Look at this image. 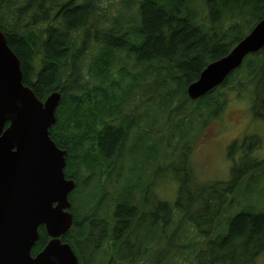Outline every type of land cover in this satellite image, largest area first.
<instances>
[{
	"label": "trees",
	"instance_id": "16d2710c",
	"mask_svg": "<svg viewBox=\"0 0 264 264\" xmlns=\"http://www.w3.org/2000/svg\"><path fill=\"white\" fill-rule=\"evenodd\" d=\"M53 1L0 0V32L19 60L22 84L39 101L61 95L49 136L65 152V179L76 183L73 224L62 241L79 264H264V206L242 207L236 198L248 172L249 195L261 182L264 159L234 164L228 181L202 185L186 160L181 174L170 155L196 126L190 154L224 109L221 89L235 81L231 89L250 90L252 116L264 122V48L205 96L191 101L186 92L263 18L264 0ZM139 146L164 150L178 183L172 205L148 210L150 232L136 222L147 193L153 195L149 175L142 188L128 180L116 188L118 166ZM257 169L262 174L252 180ZM89 184L99 192H91L88 207L76 194ZM38 232L32 256L49 241L43 226Z\"/></svg>",
	"mask_w": 264,
	"mask_h": 264
},
{
	"label": "water",
	"instance_id": "95a60500",
	"mask_svg": "<svg viewBox=\"0 0 264 264\" xmlns=\"http://www.w3.org/2000/svg\"><path fill=\"white\" fill-rule=\"evenodd\" d=\"M264 48V16L226 56L201 72L187 88L197 100L218 87L244 58ZM61 99L57 92L39 101L22 84L20 63L0 32V264H79L62 237L72 226L65 152L49 136ZM45 228L50 240L31 255Z\"/></svg>",
	"mask_w": 264,
	"mask_h": 264
},
{
	"label": "rangeland",
	"instance_id": "374dc122",
	"mask_svg": "<svg viewBox=\"0 0 264 264\" xmlns=\"http://www.w3.org/2000/svg\"><path fill=\"white\" fill-rule=\"evenodd\" d=\"M53 2L55 4H61L64 0H54ZM250 32L246 36H248ZM37 69H39V67H37ZM235 85H237L236 81L221 89L225 94L224 109L219 116L210 121L209 125L203 129V133L195 140V148L190 154L186 155V152L188 145L193 142L191 138L196 130L195 125L193 132L188 136L187 142L180 145L178 151L170 153L172 162L179 168L181 174L183 173L181 170L183 166L180 165L179 162L186 160L190 171L192 170L191 176L197 184L206 185L226 182L231 177V170L234 164H239L240 162L243 164L249 159L254 161H262L264 159V122L255 120L252 116L250 90L231 89V87ZM172 127L174 130V126ZM131 138L132 136L129 140H131ZM244 138H246V140H243ZM164 143L166 145V139ZM235 143H238L239 146H237L236 149L234 148V151H231V156H229L230 147ZM164 152V150H161V152L153 153L145 151L139 146L137 151H134L132 154H125L123 163L118 166V172L115 176L117 183L116 188H119L120 184L126 185L127 180L128 183H140L145 179V176L149 175L148 178L149 181L152 182L151 190L154 196L147 193L148 197L145 198L146 201L142 202L144 205H142V211L136 218L137 225L140 224L142 230L150 227L153 228L150 224L152 212L148 211L152 208L151 206L158 202L172 205L178 197L177 179L172 172L166 170V165H169L171 162L165 161L162 158V153ZM261 170L262 169H257L256 172L251 175L252 180L258 179L257 175ZM261 174L262 173H260V176ZM246 175L236 196V198H238V203L243 207L249 202L260 201L261 205L264 206V191H262V189H264V176H262L261 182L253 187V193L249 195L248 189L246 188V183L250 176L249 172ZM142 187H144L143 184H141V188ZM139 189L138 187L134 193V203L139 202ZM110 190L109 186L106 187V192ZM94 191L99 192L97 185L89 184L86 189L78 192L76 197L80 203L85 202L89 207L92 200L90 194ZM110 195H112V193ZM163 216H160V221L164 222ZM151 228L148 229L149 232L152 230ZM186 228L189 230L188 227ZM149 232H147V235H149ZM183 236L180 237V241L184 239ZM148 257L149 255H147V258ZM83 259L85 260V258Z\"/></svg>",
	"mask_w": 264,
	"mask_h": 264
},
{
	"label": "flooded vegetation",
	"instance_id": "af4514ba",
	"mask_svg": "<svg viewBox=\"0 0 264 264\" xmlns=\"http://www.w3.org/2000/svg\"><path fill=\"white\" fill-rule=\"evenodd\" d=\"M141 216V215H140Z\"/></svg>",
	"mask_w": 264,
	"mask_h": 264
}]
</instances>
